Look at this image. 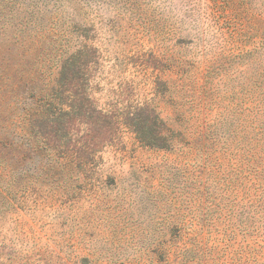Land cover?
Wrapping results in <instances>:
<instances>
[{
  "label": "rangeland",
  "instance_id": "1",
  "mask_svg": "<svg viewBox=\"0 0 264 264\" xmlns=\"http://www.w3.org/2000/svg\"><path fill=\"white\" fill-rule=\"evenodd\" d=\"M73 55L81 117L0 149V264H264V0H0L15 108Z\"/></svg>",
  "mask_w": 264,
  "mask_h": 264
},
{
  "label": "trees",
  "instance_id": "2",
  "mask_svg": "<svg viewBox=\"0 0 264 264\" xmlns=\"http://www.w3.org/2000/svg\"><path fill=\"white\" fill-rule=\"evenodd\" d=\"M22 48L23 46L18 47V57L30 58L31 55H26ZM38 54L39 53L35 56L37 57ZM40 54L42 53L40 52ZM74 56L75 55L62 63V68L59 74L60 78L56 83V86L58 87L55 89L49 88V90H47V88L39 89L36 90L35 93H30L28 97L30 103L27 108H15L13 102L16 101V99L20 100L17 91L19 85H29L35 80L39 81V79L30 78L34 74H26L25 76L20 77L17 82H11V91L4 90L3 86H0V149L13 143L14 140L27 139L31 146L30 148L34 150L33 144L36 142V140H34V136L36 135L34 130H37L35 124L38 120H43L46 124L45 127H51L55 133V137L62 140L64 134L67 133L65 130L72 113L81 117L79 114L82 109L81 103L78 105L75 104L78 100V96L72 95L67 89L65 90V87L73 82V80H70L69 75L74 74V67L76 64V61L72 60ZM3 82H9V78ZM7 88L9 89L8 86ZM8 94L11 95L10 98L7 96ZM148 129L151 130L152 134H156L158 131L150 126H145L144 129L142 128L143 133H149L150 130ZM40 134L42 136V133ZM158 141L159 142H157V140H143L142 143L150 147H158L162 149L169 147L170 145L169 140Z\"/></svg>",
  "mask_w": 264,
  "mask_h": 264
}]
</instances>
